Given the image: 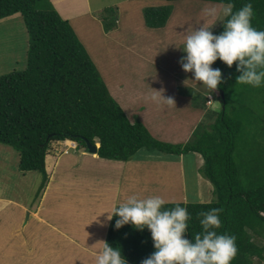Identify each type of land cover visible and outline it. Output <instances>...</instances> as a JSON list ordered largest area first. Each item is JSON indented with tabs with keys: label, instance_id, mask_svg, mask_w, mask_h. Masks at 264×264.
Listing matches in <instances>:
<instances>
[{
	"label": "trees",
	"instance_id": "trees-1",
	"mask_svg": "<svg viewBox=\"0 0 264 264\" xmlns=\"http://www.w3.org/2000/svg\"><path fill=\"white\" fill-rule=\"evenodd\" d=\"M231 2L235 10L246 0ZM252 4V24L264 29V0H252ZM115 12L108 8L95 14L106 32L116 30ZM13 16H22L26 24L27 64L23 70L0 77V145L18 153L20 171L40 174L38 195L48 181L46 156L54 141L70 140L85 151L88 142H98L100 158L121 162L133 160L142 149L175 157L199 154L204 161L199 171L212 184L214 200L179 203L192 214L187 234L194 237L201 231L197 213L222 207V225L217 231H228L237 238L238 252L231 264L264 262V242H260L264 238V155H249L253 167L242 175L235 154L242 139L248 153L250 146L264 140V107L256 116V87L236 82L239 73L235 62L229 67L218 58L212 64L224 77L214 89L221 108L211 112L215 116L213 124L201 125L185 143L164 142L140 120H129L71 23L50 0H0V21ZM144 17L148 27L156 28L166 23L168 12L150 8L144 11ZM220 31L222 25L213 32ZM202 99L205 104L207 98ZM245 120L254 123L255 128H247ZM116 218L112 217L106 241L119 245L129 264H140L154 251L149 230L141 231L131 224L116 229Z\"/></svg>",
	"mask_w": 264,
	"mask_h": 264
},
{
	"label": "rangeland",
	"instance_id": "rangeland-1",
	"mask_svg": "<svg viewBox=\"0 0 264 264\" xmlns=\"http://www.w3.org/2000/svg\"><path fill=\"white\" fill-rule=\"evenodd\" d=\"M50 1L52 6L58 12L59 10L57 7H60L59 9H62L61 11L63 15H69V21L71 22L76 36L82 42L93 63L99 70L109 92H118V89H120L119 93L121 97H124L125 99H128L132 94L135 93L134 88H137L136 86L138 85V80L142 72L147 74L149 78L147 82L151 87H153L155 84L160 86L162 84V78L169 79L171 78L170 75L173 74L177 75V77H182L184 70L181 68L178 60L181 56L185 55V53L182 51V46L186 30H190L191 27H199V25L203 22L206 25L214 23L211 26V31H216L222 25L220 21L215 22L213 18L206 16L203 12V9L206 7L220 5L213 2L192 0H88L89 9L84 13L82 12V9L85 0ZM108 8H113L116 10V29L120 32L118 35L114 34L105 37L103 23L98 20V17L95 14L98 11H103ZM150 8L161 11L165 10L168 12V19L164 25L156 28L148 27L146 25L144 11ZM63 9H66V11ZM16 23L18 25H15ZM118 38L125 41L122 45V48L121 46L117 45L119 41L116 39ZM28 42V32L22 16H16L0 21V77L14 70H23L26 68ZM132 45L134 46L133 49H136V51L132 50ZM127 46L131 47V51H127ZM116 47H119L117 54L115 53ZM167 71H171V74H169ZM188 73L190 74V78H192V73ZM201 86L204 89L207 88L202 83ZM140 88L141 90L147 89L144 86H140ZM153 89L154 90L151 94L156 91L155 87ZM255 91L256 99L253 101V103L257 109L256 116H259L260 109L264 107V87H256ZM142 92L144 93L145 91ZM208 93H212V96L215 100L216 106L213 109L219 110L221 108V101L219 100L217 94L214 92V90L210 89H208ZM204 94H207V92ZM179 95L184 97L183 102L185 100L188 101V109H196L194 105H197L198 96L196 95L195 91H190L189 94V90L187 88H183ZM143 96L146 97L148 95ZM151 96L149 95L147 102L149 103V107L152 106L153 102V107L156 109H154L155 112L157 111L158 113V110H163L166 108L163 106L161 101L158 99L154 100ZM173 100V104L175 105L176 109L173 108L172 110H169L171 115H178L183 118L186 117L179 113V111H186L183 102L178 101L176 98ZM201 101H203V99H201ZM133 103L134 104L132 106H134V108H136L137 105H141V103L134 101ZM134 108L131 109V114L127 110L125 112L127 116L128 114L130 115L131 119L129 117L128 118L133 122L137 120ZM262 111H264V109H262ZM159 116H161V114H159ZM177 118L172 120L171 123L173 124V121H175ZM158 121L159 120L156 119L154 123L157 124ZM248 121L249 120H245L244 125H246L247 128L253 130L256 125ZM209 122L210 121L207 120L205 115L203 117V121L196 125L195 130H197L203 124L209 126ZM152 129L155 131V126H152ZM241 141L242 142H240L238 145L235 154L241 174L245 175L248 173L249 168L251 169L253 167V164H250L249 155H253L255 158L257 156L256 153L264 155V140L262 142L259 141L258 145L250 146L249 153L247 151V144L243 143V139ZM66 144L67 145H65L63 142L59 143L58 141L51 142L47 151L48 155L52 154L56 157L62 155L63 161L60 167L61 175L67 172L68 166L81 167L83 165L82 168L78 170L82 173H84V171L89 167L95 166L91 162L89 164H81L80 152L82 149H78L77 144H75L74 147L68 142ZM0 149L3 153L0 158H2L3 163H5V165H1L0 167V176L7 177L6 181L10 184L11 182L18 181V185L24 186L26 196L32 195L34 192L32 188L34 189L36 187L38 189L40 183V174L36 173L38 178L37 180L36 177H27L24 179L25 183L22 182L19 175L20 169L19 167L18 169L16 168V158H18V153L12 148L3 145H0ZM185 156V160L182 162L180 161L181 164H179V162L177 163L172 161L167 164H163L162 169L160 168L161 164H158L156 161H153V164H141L136 161L135 164L133 163L131 165L133 168L130 169V176L132 178L134 177V179H131L130 181L128 180V182L127 180L124 181L127 184L129 183V187L126 189L123 188L118 200H116L118 198L117 185L113 184V177L116 175L115 169L106 170L101 167H97L96 176H99L101 179L100 182L97 180L99 183V188L97 189V186L94 187V189H96L94 192H97L95 198H101L102 202L105 203V206H102L105 211H111L113 208L111 202L112 199H115V205L117 206L119 202L125 200L133 193L138 194L140 197H145L148 195H160L169 203H191L188 199H194V202L202 203L213 201V186L200 173L199 170L201 166H199L198 161L195 158H192L191 154H187ZM77 158L79 159V163L75 165V159ZM104 160L111 162L106 164L116 165V162H120L109 159ZM201 162L202 161H200V164ZM95 163H100L99 159L95 161ZM143 165L149 166L142 168ZM150 166H152L151 169ZM46 171L49 181L50 172H48L47 169V162ZM27 173L28 172H26V174ZM182 174H184V176H182ZM198 174L202 180L198 177ZM89 175L93 176L94 173ZM31 176H34V173H31ZM101 181L104 183H101ZM9 189L12 191L13 188L9 187L8 190ZM77 192H81L80 187L77 189ZM197 195L199 200L196 198ZM33 198L35 199V197ZM83 199L88 200V196ZM67 204L70 210H76L79 212L81 211L79 206H75L74 204L71 205L70 202ZM72 219L74 221H72ZM111 220L109 222V226ZM77 222L78 218L71 215L69 223H63L62 226L66 227L68 230L65 228L64 229L68 233L70 232L73 237H76V233H81L79 228H75V224ZM95 225H97V221L95 222ZM101 227L102 226L99 225L100 232ZM65 230H63V237L55 236L54 239H49L47 241L42 238L43 240L40 242L38 247H31L32 252L35 250L33 255H41V259L46 258L47 261L45 264H95V253L99 249L98 246L101 244H98L99 240L96 241L94 248H90L91 250H88L87 246L81 245L79 250L76 244V246L68 244L67 239L70 238V234H65ZM260 242H264V238H262ZM16 253L10 254L8 258H3V264H33V259H21L23 256L22 252ZM262 264H264V262Z\"/></svg>",
	"mask_w": 264,
	"mask_h": 264
},
{
	"label": "crops",
	"instance_id": "crops-1",
	"mask_svg": "<svg viewBox=\"0 0 264 264\" xmlns=\"http://www.w3.org/2000/svg\"><path fill=\"white\" fill-rule=\"evenodd\" d=\"M60 15L63 16L64 19L69 21V15L62 13V9H59ZM62 8V7H61ZM89 9V1L85 0L82 12H86ZM66 11V9H63ZM91 13V12H89ZM16 17V16H13ZM10 17V18H13ZM8 18V19H10ZM5 20V19H4ZM70 22V21H69ZM71 23V22H70ZM15 25H18L17 23ZM120 28V27H119ZM216 28V27H215ZM120 31L113 30L109 33L104 31L105 37L108 35H114L119 33ZM119 42L118 46H121L125 41L122 39H116ZM130 42V41H127ZM130 45V44H126ZM132 50L136 51V49ZM127 51H131V47L127 46ZM117 50V52H116ZM119 51V47L115 48V53L117 54ZM125 51V49H124ZM171 74V71H167ZM181 72V71H180ZM171 78H162V84L160 86L154 85L151 87L147 80L149 79L145 72H142L140 78L138 80L137 88H134V94H132L128 99L121 97L120 89L117 91H113L111 95L117 101V103L121 106V108L126 112L129 111L132 113V106L134 102L141 103V105H137L135 109V115L137 116V120H140L151 132V134L160 141L169 142V143H185L189 140L191 135L193 134L196 125L203 121V117L206 115L207 120H209V124H213L214 117L211 115L212 111L217 112L218 110L215 108V100L212 96V93H208V88H203L200 82L192 80L190 78V74L188 72H183L182 77H177V75H170ZM184 80V81H183ZM134 85V83H133ZM140 86H144L147 89L141 90ZM169 86V87H168ZM162 89V95L165 97H172L173 99H177L180 102H183L184 97L179 95L183 88H187L190 91H195L198 96L197 105H194L196 109H188L187 108V100L183 102L185 106V112L179 111L182 116H173L169 110L173 108L176 109L174 104H167L163 101V106L166 108L163 110H158L155 112L152 106L149 107V103L147 99H149V95L159 96V93L154 91ZM170 88V89H169ZM142 91H145L144 93ZM169 92V93H168ZM207 94H204L206 93ZM143 95H148L144 97ZM151 96V97H152ZM202 98H207L205 104L201 101ZM188 99V98H187ZM141 100V101H140ZM160 101V100H159ZM211 101V105H208V102ZM131 104V105H130ZM189 104V103H188ZM192 104V103H191ZM174 105V107H173ZM198 106V107H196ZM178 109V108H177ZM156 110V109H155ZM190 111V112H189ZM161 112V113H160ZM165 113V114H164ZM161 114V116H159ZM168 114V115H167ZM164 115V116H163ZM128 117L131 119L130 115ZM168 117V118H167ZM178 117V118H177ZM210 117V118H209ZM177 118L171 123L172 120ZM159 120L157 124H155V120ZM133 122V121H132ZM194 125V126H193ZM152 126H155L156 130L152 129ZM193 126V127H192ZM66 143V141H60L59 143ZM76 143L74 142V145ZM74 147V146H73ZM80 161L81 164H89L93 163L95 166L89 167L82 173L78 171L81 167L68 166L67 172L63 175L60 174V167L63 161L62 155L58 157L49 154L47 156V169L50 177L49 181L46 184L45 188L38 195L37 188L35 187L32 190L34 191L32 195L26 196L24 186L18 185V181L8 183L6 181L7 177L0 176V264H3L2 259L8 258L10 254H14L17 251L22 252V258H26V260L33 259V264H45L47 261L46 258L41 259V255H33V250L31 247H38L40 242L45 239V241L49 239H54V237H63V230L67 229L62 226L63 223L68 224L70 216H76L78 218V222L75 224V228H79L81 233H76V237H73L71 233L65 230V234H70L67 239L69 245H74L78 247L80 250L81 246H87L88 250L90 248H94L97 239H99V243H101L100 247H102V239L106 240L109 222L110 220L106 219L107 212L102 208L105 206V203L102 202L101 198L96 199L97 192H94L96 189L94 187L97 186L99 188L100 179L99 176H96L97 167H101L103 169H115V177H113V184L117 185L118 189V198L123 190V188H128L129 183H125L124 181L134 179L130 176V169H132L131 165L136 161L141 164H153V161H156L160 165L162 169L163 164H167L169 162H179L181 164V160L184 161L186 156L182 155L179 157H175L173 155H164L160 153H152L148 152L145 149L140 150L135 158L131 161L127 162H116L115 164H106L111 163L107 160L99 158L98 154H91L88 151H84L83 149L80 152ZM3 155L0 149V157ZM192 158H195L198 161L199 166L203 165V159L199 154H191ZM99 159L100 163H95ZM76 163H79V159H75ZM200 161L201 164H200ZM0 167L1 165H5L3 163V159L0 158ZM70 165V163H69ZM16 168L19 167V156L16 158ZM142 166V165H141ZM140 166V167H141ZM149 165H143L142 168L147 167ZM71 167V171H70ZM152 166H150L151 169ZM159 167V166H157ZM199 170V169H198ZM70 171V172H69ZM31 173H34V176H31ZM38 172H19L20 180L25 183L24 179L27 177H36ZM90 176L89 174H93ZM184 176V174H182ZM198 177L201 179L200 175ZM98 180V181H97ZM202 180V179H201ZM76 181V182H75ZM37 183V182H36ZM101 183H104L101 181ZM35 184V183H34ZM33 184V187H34ZM127 184V185H126ZM13 188L12 191L8 188ZM81 188V192H77L78 188ZM7 189V190H6ZM32 192V191H31ZM198 194V192H197ZM88 196V200L83 199ZM35 197V199L33 198ZM197 200H199L198 195L196 196ZM190 201H194V199H188ZM189 201V202H190ZM71 205L79 206L81 211L70 210L68 208L69 203ZM112 207L115 205V199H112ZM111 209V208H110ZM110 211V210H109ZM106 212V213H105ZM72 221H74L72 219ZM97 221V225L95 222ZM108 223V224H107ZM104 226H103V225ZM99 225H101V232L99 229ZM65 228V229H64ZM68 230V229H67ZM97 230V231H96ZM103 233V234H102ZM103 235L102 239L97 238L99 235ZM97 236V237H96ZM44 241V242H45ZM51 242V241H50ZM76 244V245H75ZM99 247V248H100ZM19 248V249H18ZM17 252V253H18ZM16 253V254H17ZM26 254V255H24ZM28 254V255H27ZM32 257V258H30ZM41 260V262H40ZM44 262V263H43ZM69 264V263H68Z\"/></svg>",
	"mask_w": 264,
	"mask_h": 264
},
{
	"label": "clouds",
	"instance_id": "clouds-1",
	"mask_svg": "<svg viewBox=\"0 0 264 264\" xmlns=\"http://www.w3.org/2000/svg\"><path fill=\"white\" fill-rule=\"evenodd\" d=\"M206 16L222 23V31L214 33L204 22L199 27L185 31L182 51L178 60L185 72L192 73V80L214 90L223 81L219 67H212L218 58L231 67L235 62L236 82L253 87H264V29L252 24L254 8L252 0H246L234 10L231 0L219 6L203 9ZM152 99L173 104L172 97L162 95ZM169 203L160 195L140 197L133 193L107 212L106 219H115L119 229L131 224L138 230L147 228L154 251L141 259L140 264H231L238 252L235 234L218 232L221 227L222 207H211L197 213L201 231L189 236L191 216L186 206ZM95 253V264H129L119 245L106 240Z\"/></svg>",
	"mask_w": 264,
	"mask_h": 264
},
{
	"label": "water",
	"instance_id": "water-1",
	"mask_svg": "<svg viewBox=\"0 0 264 264\" xmlns=\"http://www.w3.org/2000/svg\"><path fill=\"white\" fill-rule=\"evenodd\" d=\"M222 95V98H224L223 94ZM100 147V143H95V144H91V143H87V151L91 154H97L98 153V149Z\"/></svg>",
	"mask_w": 264,
	"mask_h": 264
},
{
	"label": "bare ground",
	"instance_id": "bare-ground-1",
	"mask_svg": "<svg viewBox=\"0 0 264 264\" xmlns=\"http://www.w3.org/2000/svg\"><path fill=\"white\" fill-rule=\"evenodd\" d=\"M6 23V22H5ZM9 23V22H8ZM3 24V23H2ZM17 31V30H16ZM19 37V36H18ZM68 143H70V144H72L73 146H74V142L73 141H70V140H68ZM181 162H182V160H181ZM135 164V163H134ZM133 168V167H132ZM137 168V167H136ZM161 187V186H160ZM154 188V187H153ZM103 234V233H102ZM99 235V237H97V238H101L102 239V236L103 235ZM97 240H99V239H97ZM103 240V239H102ZM98 244H100L99 242H98ZM101 245V244H100ZM98 246V245H97ZM98 247H100V246H98ZM40 262H41V260H40ZM44 263V262H43Z\"/></svg>",
	"mask_w": 264,
	"mask_h": 264
},
{
	"label": "built area",
	"instance_id": "built-area-1",
	"mask_svg": "<svg viewBox=\"0 0 264 264\" xmlns=\"http://www.w3.org/2000/svg\"><path fill=\"white\" fill-rule=\"evenodd\" d=\"M208 105H211V101L208 102Z\"/></svg>",
	"mask_w": 264,
	"mask_h": 264
}]
</instances>
